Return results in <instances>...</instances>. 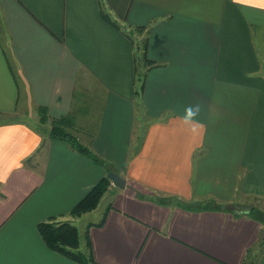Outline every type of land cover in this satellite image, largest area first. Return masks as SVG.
<instances>
[{
    "label": "crops",
    "instance_id": "obj_1",
    "mask_svg": "<svg viewBox=\"0 0 264 264\" xmlns=\"http://www.w3.org/2000/svg\"><path fill=\"white\" fill-rule=\"evenodd\" d=\"M68 115L126 180L81 217L108 171L49 136ZM0 116V264H76L42 221L74 224L90 264H264L242 202L264 206V0H0Z\"/></svg>",
    "mask_w": 264,
    "mask_h": 264
},
{
    "label": "trees",
    "instance_id": "obj_2",
    "mask_svg": "<svg viewBox=\"0 0 264 264\" xmlns=\"http://www.w3.org/2000/svg\"><path fill=\"white\" fill-rule=\"evenodd\" d=\"M107 21L109 19L104 17ZM113 25H116L111 21ZM145 59V63L149 64L148 60L145 58V55L142 56ZM137 58L135 60L136 67V76L138 66L136 64ZM138 77V76H137ZM137 80V79H136ZM41 109L40 122L44 123L47 120L45 116V109ZM73 127V120L68 116H63L60 118H53L51 120V128L49 130V136L55 140L63 141L68 143L74 150L79 153H82L92 159L98 165L106 167L107 171H110L112 168L105 161L100 159L97 155H95L88 147L81 144L78 139L73 135L69 129ZM110 185V180L103 176L86 194L85 196L71 209L70 214L72 216H79L83 213L89 212L95 209L106 192L108 186ZM167 200L160 199L161 203H165ZM184 207H188L184 205ZM235 207V206H234ZM202 209H215L220 208L219 205L214 203L213 201H208L203 204ZM245 208V207H244ZM245 212L247 215L253 217L256 220H259L264 224V211L258 210L254 206L247 207ZM105 216H103L100 225L103 223ZM98 224V225H99ZM37 230L45 242L46 246L71 260H73L76 264H90L92 262L91 258V249L90 244L87 243L88 252L87 255L79 250L80 240L77 227L68 221L64 222H52V221H42L38 223ZM264 242V236L262 239V243ZM252 251H256L249 249L245 256V260L243 264H256L257 255L254 254L252 256ZM95 264V263H94Z\"/></svg>",
    "mask_w": 264,
    "mask_h": 264
},
{
    "label": "clouds",
    "instance_id": "obj_3",
    "mask_svg": "<svg viewBox=\"0 0 264 264\" xmlns=\"http://www.w3.org/2000/svg\"><path fill=\"white\" fill-rule=\"evenodd\" d=\"M199 114V105H188L184 110V114L181 117V120L185 125H189L191 130L195 131L199 126V121L197 120Z\"/></svg>",
    "mask_w": 264,
    "mask_h": 264
},
{
    "label": "rangeland",
    "instance_id": "obj_4",
    "mask_svg": "<svg viewBox=\"0 0 264 264\" xmlns=\"http://www.w3.org/2000/svg\"><path fill=\"white\" fill-rule=\"evenodd\" d=\"M139 59V62H140V64L142 63V59L141 58H138ZM141 59V60H140ZM144 62V61H143ZM140 73V72H139ZM7 119V117H1L0 116V122L1 121H4V120H6ZM31 123L32 122H34V119H30L29 120ZM28 121V122H29ZM35 125H38V126H41L39 123H34ZM243 203H246V205L247 206H249V205H253V204H257V206H259V207H257V209L258 210H260V211H264V206H263V204H261L260 202L259 203H257L254 199H249L248 201H246V200H244V201H242ZM103 207V204H101V206H100V208H102ZM90 212V211H89ZM87 213V212H86ZM83 214H85V213H83ZM83 214H81V215H83ZM81 215H79V217H81ZM73 217H78V216H73ZM69 222V221H68ZM87 221H86V219H83V220H81L80 222H79V224H78V228H79V230H80V232L82 233L83 232V225H85V223H86ZM71 223V222H70ZM74 225V224H73ZM79 250L81 251V252H83V253H85L86 255H87V249L85 248V247H81V244H80V246H79Z\"/></svg>",
    "mask_w": 264,
    "mask_h": 264
},
{
    "label": "water",
    "instance_id": "obj_5",
    "mask_svg": "<svg viewBox=\"0 0 264 264\" xmlns=\"http://www.w3.org/2000/svg\"><path fill=\"white\" fill-rule=\"evenodd\" d=\"M106 177L118 188L124 189L126 180L121 177L117 172L110 170L107 172Z\"/></svg>",
    "mask_w": 264,
    "mask_h": 264
}]
</instances>
